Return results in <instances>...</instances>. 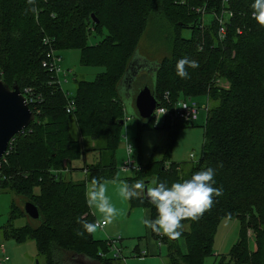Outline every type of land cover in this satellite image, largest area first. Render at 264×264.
Segmentation results:
<instances>
[{
  "label": "trees",
  "instance_id": "obj_1",
  "mask_svg": "<svg viewBox=\"0 0 264 264\" xmlns=\"http://www.w3.org/2000/svg\"><path fill=\"white\" fill-rule=\"evenodd\" d=\"M253 2L0 0L1 81L9 87L15 83L22 95L29 90L30 97L39 100L29 103L34 120L11 140L0 173V193L9 191L22 201V209L12 205L9 223L26 216V202L37 209L39 219L20 228L1 227L2 239L34 241L43 258L37 264H125L120 255L108 258L109 241L94 240L78 221L95 220L85 199L93 178H115V154L126 117L120 89L129 65L144 57L152 65L151 79L138 75L133 90L137 94L139 86L149 87L158 108L166 110L161 128L173 133L164 157L138 167L125 182L158 178L170 184L211 167L214 186L223 189L199 221L184 222L179 238L185 252L178 238L150 230L152 238L166 246L165 264H208L217 228L226 219L237 220L239 229L228 254L217 256L218 264H264V27L251 18ZM103 30L106 35L89 45L88 35ZM49 49L57 58L60 50H78L81 66L103 71L92 81H75L72 97L56 83L55 73L42 67ZM185 57L198 67L186 66L188 78L182 79L176 63ZM198 97L208 104L200 159L182 166L170 163L177 131L188 126L170 119L169 113L180 99ZM69 102L74 109L67 114ZM134 111L139 127L157 128L155 114L147 122ZM64 169L84 173V179H65L58 174ZM128 204L130 209L150 210V218L156 215L143 197ZM249 238L253 250L248 249Z\"/></svg>",
  "mask_w": 264,
  "mask_h": 264
},
{
  "label": "rangeland",
  "instance_id": "obj_2",
  "mask_svg": "<svg viewBox=\"0 0 264 264\" xmlns=\"http://www.w3.org/2000/svg\"><path fill=\"white\" fill-rule=\"evenodd\" d=\"M150 31H152L151 26L149 28V32ZM105 35V30L102 31L101 35H95L92 32L88 35L87 42L89 45H95ZM184 35L188 36V33H184ZM145 41L146 40H144V42ZM148 44L150 43L145 42L146 46ZM143 52L144 50L142 47L140 55H143ZM142 55L141 57H143ZM58 56L60 57V61L57 64L62 71V73L59 74L61 88L72 97L75 95L76 91L75 81H92L97 74L103 71L99 68L81 66L80 53L78 50H60L58 51ZM141 59L144 60V66L139 76L144 75L151 79L149 71L152 69V65L148 63L149 61L146 60V58L143 57ZM136 60L140 59L136 57ZM63 72L65 75H63ZM141 83L142 82L139 81L138 85H141ZM152 85L151 83V86ZM140 88V86L136 88L137 91H139ZM122 97L125 104L126 117L122 126L121 139L115 154V178L102 181L107 188V196L110 198L113 205H115L118 212L111 223L107 224L103 229H98L92 235L94 240L97 241L118 240L116 246L120 250L125 264H165L166 246L159 245V243L152 238L150 229H147L142 223L144 218H150V210L143 208L130 209L128 200L120 197L118 186L120 182H125L127 178H132L135 174L133 171L129 172L122 170L124 163L127 161V145L131 147L129 157L133 161L134 166L144 169L150 162L160 161L164 157L173 131L168 128H161L162 117L157 119V128L139 127L134 117L135 111L132 99L125 98V94H122ZM179 101L183 100L180 99ZM187 103L194 112L193 121L192 115L191 120H177L180 124L188 126V128H182L177 131L168 159L170 163L180 164L181 166L190 162V155H192L193 162L200 159L204 142V130L202 127L206 121V107L208 106L204 97L187 99ZM189 122H193L192 126H190ZM71 124H73V122H71ZM85 157V160L89 162V155L86 154ZM68 174L63 177H66L65 179L72 178L74 181L84 179V173ZM90 187L91 185H89L87 189ZM13 204L22 209V201L18 196L9 191L0 193V228L9 224L12 228H20L25 225H34L35 222L38 221L29 219L26 216H21L13 219L9 223ZM91 212L94 215V222L98 218H101L100 214L94 208H91ZM238 229L239 223L237 220L226 219L220 222L214 239V257L207 261L208 264H218L217 256L228 254L231 246L236 241ZM0 245H2V249H4L6 253L4 257H8L7 259L10 260L11 264H36L43 262V258L38 254L34 241L29 240L23 244H16L10 240L5 241L2 239L0 229ZM177 245L181 252H185L182 238H178ZM252 245L253 242L249 238V250L252 249ZM113 254L114 253H108L106 256L112 258ZM138 256L143 257L139 258ZM3 259L0 252V260ZM1 262L2 261H0V263Z\"/></svg>",
  "mask_w": 264,
  "mask_h": 264
},
{
  "label": "clouds",
  "instance_id": "obj_3",
  "mask_svg": "<svg viewBox=\"0 0 264 264\" xmlns=\"http://www.w3.org/2000/svg\"><path fill=\"white\" fill-rule=\"evenodd\" d=\"M35 0H28L34 4ZM252 18L261 27H264V0H254L251 5ZM36 11V9H31ZM186 66L196 68L198 64L186 57L176 63V74L182 78H188ZM166 111H162L163 116ZM215 170L211 167L194 172L189 178L180 181L167 182L152 178L149 182L136 181L133 184L120 182L118 193L125 200L133 198H145L154 206L156 215L154 218H144L142 223L153 233L177 239L182 234L185 221H199L204 213L210 210L215 197L223 195L222 187H215ZM85 199L89 208H94L101 218L95 222L81 219L78 222L89 235L98 229H103L111 223L117 215V208L107 196L105 184L93 178L91 187L85 192ZM84 235V232H77Z\"/></svg>",
  "mask_w": 264,
  "mask_h": 264
},
{
  "label": "water",
  "instance_id": "obj_4",
  "mask_svg": "<svg viewBox=\"0 0 264 264\" xmlns=\"http://www.w3.org/2000/svg\"><path fill=\"white\" fill-rule=\"evenodd\" d=\"M91 18L97 23L93 16ZM138 59L140 60L134 59L129 65L127 70L129 76L123 80L120 89V94H125V98L133 99L134 97L133 83L144 66V60ZM149 74H151V70ZM135 95L134 107L138 119L150 122L155 110L158 108L154 95L147 86H143ZM134 117L136 118L135 114ZM33 120L34 115L30 111L18 86L14 83L9 87L0 80V159L6 153L13 137L24 131ZM144 182L147 183L149 181ZM145 200L147 201V199ZM23 212L29 219L34 221L39 219L37 209L28 202L24 203Z\"/></svg>",
  "mask_w": 264,
  "mask_h": 264
},
{
  "label": "built area",
  "instance_id": "obj_5",
  "mask_svg": "<svg viewBox=\"0 0 264 264\" xmlns=\"http://www.w3.org/2000/svg\"><path fill=\"white\" fill-rule=\"evenodd\" d=\"M225 14H227V12ZM251 18H252V15H251ZM223 21L224 20L222 18H219L218 19L219 25H223ZM218 35H219L220 38H223L224 37L225 31H224V28L223 27H220L219 28ZM59 61H60V59L57 58V57H55L54 51L52 49H49V51L47 52L46 61L43 62L42 67L55 73V75L57 77L56 83L61 88V84H60V81H59V74L62 73V71L60 70V68H59V66L57 64ZM63 75H65L64 72H63ZM1 77H2V72L0 70V80H1ZM24 93H25V95H23V97L25 98V100H26V102H27L28 105L31 102L32 103H35V102H38L39 101V100H33L30 97V91L29 90H25ZM26 94H27V96H26ZM73 109L74 108H73V103L72 102H69L66 105V107H65V111H66L67 114L72 113ZM162 111H166V110L163 109V108L162 109L161 108H157L155 110L154 114L156 115L157 118L162 117V115H161V112ZM165 114H166V112H165ZM169 114H171L170 119L171 118H175V119H178V120L179 119H185V120H188L189 119V120H191V115H192V121H193L194 112L189 107V105L187 103V100H183V101H178L172 107L171 112ZM10 146H11V141L9 143V146H8L9 148L7 149L6 153L0 159V173H1L2 163L5 162V156L8 154V152L10 150ZM126 150H127V161L124 163V165L122 167V170L123 171H129V172L137 171L139 168L134 166L133 161L129 157L130 156V153H131V147H130V145H127ZM189 158H190V160H192L193 159L192 158V155H190ZM68 172H69L68 169H64V170L60 171L58 174H60L61 176H63V174H67ZM117 241H109V243H108L109 246H110V250L112 251V253H114L113 255H115V257H118L119 255L121 256V252H120V250L116 246V242ZM0 252H1L2 255H5V252H4V249H2V246H0ZM3 258H4L3 260H6L7 259L6 257H3ZM3 260H0V261H3Z\"/></svg>",
  "mask_w": 264,
  "mask_h": 264
},
{
  "label": "crops",
  "instance_id": "obj_6",
  "mask_svg": "<svg viewBox=\"0 0 264 264\" xmlns=\"http://www.w3.org/2000/svg\"><path fill=\"white\" fill-rule=\"evenodd\" d=\"M68 170H69V169H68ZM70 172H71V171L69 170L68 173H70ZM68 173H67V174H68ZM64 175H66V174H63V176H64ZM68 175H69V174H68ZM70 175H72V173H70ZM63 178H66V177H63ZM251 250H253V245H252V249H251ZM5 254H6V253H5ZM1 255H2V254H1ZM2 256L4 257V256H6V255H2ZM7 258H8V257H7ZM0 264H11V263H10V260H9V259H6V260H3Z\"/></svg>",
  "mask_w": 264,
  "mask_h": 264
}]
</instances>
